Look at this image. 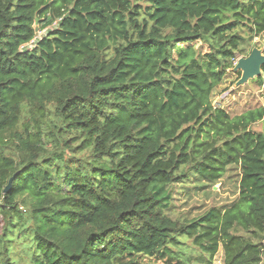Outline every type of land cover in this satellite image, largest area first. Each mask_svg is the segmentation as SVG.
<instances>
[{
    "label": "trees",
    "instance_id": "trees-1",
    "mask_svg": "<svg viewBox=\"0 0 264 264\" xmlns=\"http://www.w3.org/2000/svg\"><path fill=\"white\" fill-rule=\"evenodd\" d=\"M244 32L264 0H0V264H261L264 105L211 99ZM231 165L230 204L167 214Z\"/></svg>",
    "mask_w": 264,
    "mask_h": 264
},
{
    "label": "rangeland",
    "instance_id": "rangeland-1",
    "mask_svg": "<svg viewBox=\"0 0 264 264\" xmlns=\"http://www.w3.org/2000/svg\"><path fill=\"white\" fill-rule=\"evenodd\" d=\"M37 24L39 23L37 22ZM55 25L56 23H53L51 26ZM42 32L44 33L45 29L38 34ZM243 36L245 40L240 44V52L237 53L233 64L239 57L247 55L253 46L259 47L264 54V34L249 38L247 32H244ZM238 73L239 71L229 69L226 72L225 79L215 88L211 96L212 104L224 108L229 115L264 105V73L260 75L262 76L261 84L255 79H249L243 84L236 85V81L240 76ZM262 126V121L257 122L251 126V129L259 131ZM238 173L239 169L231 165L227 167L223 176L215 181L212 186L206 181H199L193 173L185 180L168 186L171 191V200L166 210L167 214L171 218L183 220L196 217L212 206H227L238 195ZM240 233L245 237L249 236L246 232L240 231ZM178 238L181 242H184L183 245H179L183 256H193L197 252V248L192 245L190 239L182 236ZM173 249L177 250V246H173ZM211 264H223L221 249H219ZM261 264H264V252Z\"/></svg>",
    "mask_w": 264,
    "mask_h": 264
},
{
    "label": "water",
    "instance_id": "water-1",
    "mask_svg": "<svg viewBox=\"0 0 264 264\" xmlns=\"http://www.w3.org/2000/svg\"><path fill=\"white\" fill-rule=\"evenodd\" d=\"M262 66H264V54L259 47L253 46L246 56H241L236 60L232 68L233 71L240 72L236 85L259 77L262 73ZM10 184L11 180L8 182L5 191L9 188Z\"/></svg>",
    "mask_w": 264,
    "mask_h": 264
},
{
    "label": "clouds",
    "instance_id": "clouds-1",
    "mask_svg": "<svg viewBox=\"0 0 264 264\" xmlns=\"http://www.w3.org/2000/svg\"><path fill=\"white\" fill-rule=\"evenodd\" d=\"M236 62V61H235Z\"/></svg>",
    "mask_w": 264,
    "mask_h": 264
}]
</instances>
